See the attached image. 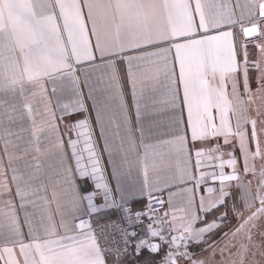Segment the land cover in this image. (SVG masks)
Returning <instances> with one entry per match:
<instances>
[{
    "label": "snow or ice",
    "instance_id": "1",
    "mask_svg": "<svg viewBox=\"0 0 264 264\" xmlns=\"http://www.w3.org/2000/svg\"><path fill=\"white\" fill-rule=\"evenodd\" d=\"M0 261L264 264V0H0Z\"/></svg>",
    "mask_w": 264,
    "mask_h": 264
},
{
    "label": "crops",
    "instance_id": "2",
    "mask_svg": "<svg viewBox=\"0 0 264 264\" xmlns=\"http://www.w3.org/2000/svg\"><path fill=\"white\" fill-rule=\"evenodd\" d=\"M211 2H212V0H201V3L202 4H208V3H211ZM217 2H219V0H217ZM233 2H234V0H233ZM241 2H243V0H241ZM191 3L193 5V7H194L195 6V0H191ZM85 12H86V9H85ZM238 14H239V9H237V15ZM197 20H198V17H197ZM234 31L237 32V33H239L238 32V28L235 29ZM249 47H250V53H251V57L250 58H255L258 55V50L252 48L251 45ZM96 76H97V73L91 72L90 66L84 65L82 67V69H81V71L79 73V79H80V87L82 88V90L84 91L85 94L88 92L89 86H92V85L95 84ZM50 87L51 86L49 85V88ZM58 89H59V86H58ZM58 95H62V97H64V96H66V93H63L62 94L58 90ZM149 119H150V117H146L145 118V123H147ZM24 123H25V127H28L29 128V131L26 132V133H24V136L26 138H28L30 136V134H31L30 122L25 121ZM61 126H63V125H61ZM148 142L155 143L156 141H155V138L154 137H150ZM16 163H17V166L18 167H22V164L20 162H16ZM109 174H110V169H109ZM149 175H150V177L152 176L151 171H150ZM137 178L142 179V175L138 177V175H137V166H134L133 167V171H132V175L129 176V177H126V179L129 182H131L132 180L137 179ZM111 183H112L113 186H115L116 181L114 179H112ZM173 191H177V189H173ZM41 194H43V193H41ZM166 194L168 195L167 192H166ZM200 194H202V189H201L200 192L197 193V196H199ZM48 195H49V197L51 196V189H49ZM60 199L62 200L63 197L61 196ZM183 202H184L183 196H177L175 198V203H176V206L177 207L182 206ZM53 207H55V205H53ZM166 207H167V205H166ZM21 216H22V214H21ZM95 219L96 220H104V219H107V218H104V217H96ZM24 231L25 232L27 231V228L26 227L24 228ZM16 252L18 253V248L16 249ZM18 259L22 260V257H19L18 256ZM0 264H3V262L0 261Z\"/></svg>",
    "mask_w": 264,
    "mask_h": 264
},
{
    "label": "built area",
    "instance_id": "3",
    "mask_svg": "<svg viewBox=\"0 0 264 264\" xmlns=\"http://www.w3.org/2000/svg\"><path fill=\"white\" fill-rule=\"evenodd\" d=\"M238 32H239V28H238ZM242 33L239 32V36L240 38H242ZM226 171H230V169H226ZM210 186H211V182ZM164 198H167V194L166 192L164 193ZM166 207V206H165ZM116 218L113 217V221ZM94 229L96 231V233L100 236V244L102 248H107L109 246V243L111 241V236H112V232L114 231L113 227H112V222H110L108 219H104V220H96L94 219ZM118 233H117V237H118Z\"/></svg>",
    "mask_w": 264,
    "mask_h": 264
},
{
    "label": "trees",
    "instance_id": "4",
    "mask_svg": "<svg viewBox=\"0 0 264 264\" xmlns=\"http://www.w3.org/2000/svg\"><path fill=\"white\" fill-rule=\"evenodd\" d=\"M95 219V218H94Z\"/></svg>",
    "mask_w": 264,
    "mask_h": 264
}]
</instances>
